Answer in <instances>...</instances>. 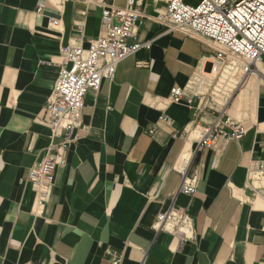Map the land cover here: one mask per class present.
Wrapping results in <instances>:
<instances>
[{
	"label": "crops",
	"instance_id": "1",
	"mask_svg": "<svg viewBox=\"0 0 264 264\" xmlns=\"http://www.w3.org/2000/svg\"><path fill=\"white\" fill-rule=\"evenodd\" d=\"M165 7L139 0L144 18L130 42L151 48L88 93L65 150L68 165L41 206L27 175L51 141L41 118L60 53L104 37L103 10L0 0V264H109L107 250L122 264H264V62L244 77L232 106H247L234 122L244 137L199 150L197 128L210 114L189 87L216 48L167 32L156 20ZM176 87L185 96L171 103ZM184 175L196 181L192 195L177 193ZM171 208L188 216L193 239L158 231V217Z\"/></svg>",
	"mask_w": 264,
	"mask_h": 264
},
{
	"label": "built area",
	"instance_id": "2",
	"mask_svg": "<svg viewBox=\"0 0 264 264\" xmlns=\"http://www.w3.org/2000/svg\"><path fill=\"white\" fill-rule=\"evenodd\" d=\"M66 1L102 8L105 36L91 42L87 49L69 44L61 50L53 93L43 108L41 118V122L52 131L51 141L43 159L36 162L27 175V181L34 188L36 202L41 206L47 201L57 172L68 165L65 150L75 141L71 134L82 124L88 93L99 92L102 81L113 79L124 60L151 48V42H130L139 21L144 18L139 0H116L123 2L121 7L108 5L104 0ZM162 1L166 7L156 20L167 32L207 40L215 46L216 54L208 62L211 72L221 64H231L229 67H237L244 76H248L264 62V0H201L195 6L184 0ZM52 25L56 26L57 22L53 21ZM205 70L206 67L204 74ZM185 92V89L174 88L170 102L181 101ZM219 123L205 128L198 144L199 150L215 149L220 142L224 145L230 140H241L246 133L243 126L234 122H226L221 128ZM62 132L69 135L61 143H54ZM149 133L152 134L153 130ZM219 152L220 149L217 154ZM195 190L196 181L184 175L177 193L192 195ZM157 226L159 232L179 235L183 241L194 237L188 216L174 208L158 217ZM106 254L109 264H122L120 253L107 250Z\"/></svg>",
	"mask_w": 264,
	"mask_h": 264
},
{
	"label": "rangeland",
	"instance_id": "3",
	"mask_svg": "<svg viewBox=\"0 0 264 264\" xmlns=\"http://www.w3.org/2000/svg\"><path fill=\"white\" fill-rule=\"evenodd\" d=\"M229 66L232 65H219L218 71L213 72L214 74L211 76L204 74L202 69L192 81L193 84L190 85V90L204 99L203 107L206 106L205 110L210 114L209 119L204 121L208 122L205 128L215 125V122H220L219 128L225 126L226 122H241L243 118L241 113L247 110V106L244 104L232 109L235 98L243 87L242 81L245 76L237 67L232 74H223ZM208 68L205 72L210 73L211 69L208 70ZM205 128L202 129L199 125L197 130L204 135Z\"/></svg>",
	"mask_w": 264,
	"mask_h": 264
},
{
	"label": "bare ground",
	"instance_id": "4",
	"mask_svg": "<svg viewBox=\"0 0 264 264\" xmlns=\"http://www.w3.org/2000/svg\"><path fill=\"white\" fill-rule=\"evenodd\" d=\"M234 67H227L226 69H225V71H224V73L223 74H227V75H229V74H232V72L234 71ZM218 71V68H215V70L213 71V72H217ZM213 72H210V73H207V72H205L207 75H209V76H211V75H213L214 73ZM229 78V77H228ZM189 152H188V154L186 155V159H188L189 158Z\"/></svg>",
	"mask_w": 264,
	"mask_h": 264
},
{
	"label": "water",
	"instance_id": "5",
	"mask_svg": "<svg viewBox=\"0 0 264 264\" xmlns=\"http://www.w3.org/2000/svg\"><path fill=\"white\" fill-rule=\"evenodd\" d=\"M209 68H210V66H209ZM209 68H208V70H209Z\"/></svg>",
	"mask_w": 264,
	"mask_h": 264
}]
</instances>
